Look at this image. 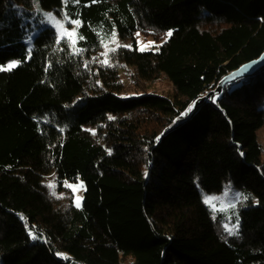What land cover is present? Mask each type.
I'll return each mask as SVG.
<instances>
[{
    "label": "trees",
    "instance_id": "trees-1",
    "mask_svg": "<svg viewBox=\"0 0 264 264\" xmlns=\"http://www.w3.org/2000/svg\"><path fill=\"white\" fill-rule=\"evenodd\" d=\"M29 2L0 0V66L19 61L0 71V264H264V64L216 92L264 52V0H80L75 46L45 27L30 51ZM108 22L166 41L98 64ZM122 67L173 94L119 97ZM77 180L81 209L54 195ZM226 182L244 195L230 239L202 202Z\"/></svg>",
    "mask_w": 264,
    "mask_h": 264
},
{
    "label": "rangeland",
    "instance_id": "rangeland-1",
    "mask_svg": "<svg viewBox=\"0 0 264 264\" xmlns=\"http://www.w3.org/2000/svg\"><path fill=\"white\" fill-rule=\"evenodd\" d=\"M80 5V0H78V2L77 0H62V8L57 12L41 9L38 0H30L27 7L22 5L17 6L16 13L21 17L23 22H29L31 25V37L27 42L29 51L31 49L32 39L45 27L54 30L58 40L65 39L74 47L80 37L79 28L82 25L78 8ZM83 6L86 8L88 4L85 3ZM71 8L78 10V13H74L75 11H72ZM48 14H51V19ZM76 16L79 18H76ZM74 20L80 21L79 26L72 23ZM60 25H63V28H61ZM64 30L68 32L75 30V35L72 37L62 35ZM94 33L101 47V50L98 51L96 63L102 65H106L107 62L105 63L104 61H108L109 55L116 48H136L140 52H156L159 50L162 43L166 41L156 42L150 37L144 38L141 34H136L134 41L122 40L119 38L116 26L112 22H108L105 26L94 28ZM113 34L115 38H113ZM73 40L75 41L74 44ZM9 63L10 62L5 64V66ZM119 81L122 85V91L119 93V97L121 98L134 97L142 94H154L158 96H170L173 94L172 84L164 73L160 74L159 77L152 82H144L137 77L134 68L122 67L119 69ZM262 109L264 111V102ZM256 138L262 152L261 162L264 163V124L257 130ZM46 182L53 190L51 179L47 178ZM66 194H71L72 204L76 209L82 208L84 185L80 180L76 182H64L62 183V190L54 192L56 197L63 198ZM207 198H212L211 204L205 203V199ZM242 201H244V195L240 190L233 188L230 182L224 183L222 190L218 193H207L202 195L203 204L212 212L215 219V231L218 236L224 239H230L238 235L237 204ZM78 204L79 206H77ZM232 205H234V207ZM230 229L233 230L232 233L229 232Z\"/></svg>",
    "mask_w": 264,
    "mask_h": 264
},
{
    "label": "water",
    "instance_id": "water-1",
    "mask_svg": "<svg viewBox=\"0 0 264 264\" xmlns=\"http://www.w3.org/2000/svg\"><path fill=\"white\" fill-rule=\"evenodd\" d=\"M263 64H264V52L261 54V56L258 59L252 60L242 65L237 70L225 76L220 82L216 92L218 93L220 91V87L222 85H228L233 80H239L250 76L251 74H253L255 70H257Z\"/></svg>",
    "mask_w": 264,
    "mask_h": 264
},
{
    "label": "snow or ice",
    "instance_id": "snow-or-ice-1",
    "mask_svg": "<svg viewBox=\"0 0 264 264\" xmlns=\"http://www.w3.org/2000/svg\"><path fill=\"white\" fill-rule=\"evenodd\" d=\"M77 2H78V0H77ZM93 2H95V0H93ZM48 16H49V18L51 19V14H48ZM72 23H74V24H76L77 26H79V24H80V21L79 20H74V21H72ZM60 27L61 28H63V25H60ZM62 35H68L69 37H72V36H74L75 35V30H72L71 32H68L67 30H64L63 32H62ZM137 35H139V33H137ZM167 35L168 36H171L172 35V32L171 31H169L168 33H167ZM113 38H115L114 37V34H113ZM75 43V41L73 40V44ZM141 50H143V49H141ZM105 55H106V53H105ZM105 63L107 62V61H104ZM19 64V61H12V62H10L8 65H6V66H0V71H9V70H11L12 68H14V67H16L17 65ZM189 111H191V108H189ZM75 190V189H74ZM247 197H245V199H246ZM211 202H212V198H207V199H205V203L206 204H211ZM77 206H79V204L77 205ZM233 207H234V205H232ZM213 207H214V205H213ZM238 227V226H237ZM232 231L233 230H229V232L230 233H232Z\"/></svg>",
    "mask_w": 264,
    "mask_h": 264
}]
</instances>
